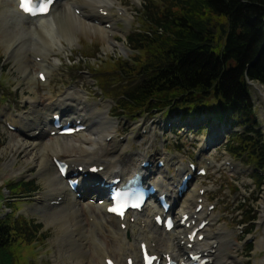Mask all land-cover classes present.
<instances>
[{
  "label": "rangeland",
  "instance_id": "1",
  "mask_svg": "<svg viewBox=\"0 0 264 264\" xmlns=\"http://www.w3.org/2000/svg\"><path fill=\"white\" fill-rule=\"evenodd\" d=\"M96 1L98 0H94L93 3H98ZM119 1L126 9L130 21L127 23L126 19L120 15L121 12L117 14V10L113 8L111 14L116 20L114 27L118 31L114 32L112 38L116 45L106 48L105 38L98 34H77V45L72 46L69 51L54 55L60 59L58 68L48 76V86L37 85L35 93H29L26 89L24 75L19 71L20 66L9 56V53L16 50L11 47L6 52L8 49L0 40V218L3 221L13 222L19 217V219L32 220L42 227L41 235L36 242L29 247L21 246V251L18 250L16 264L73 263L75 246L72 248L67 243L59 244L63 229L59 226L58 229L54 222H47L46 215L39 212L42 207L41 194H45L46 188L37 168L24 160L26 156L24 152H17L14 158L6 152L1 153L12 136H17L20 128L35 127L34 123H25L23 119L24 116H29L32 108L27 97L41 107L46 104L48 91L55 99L60 96V90L65 91L73 87L87 95L86 101L93 104L94 109L105 107L108 111V118L113 122L111 132L115 144L108 143L109 138L107 148L109 147L112 151L117 142L124 144L127 138L129 144L121 153L120 159L124 160L125 156L135 151L144 154L145 159L152 164L151 170L162 172L163 177L167 179L164 180L165 184H169L167 192L176 191L174 184L180 177L178 173L180 165H183L185 169L188 168V163H194L196 167H205L206 175L202 178L195 177L189 189L197 185L198 189L203 190V193H199L198 196L196 194L194 202L202 200L203 210L215 217L214 222L205 229L212 234L220 232L221 235L218 238L220 241H230V244L224 247L228 260L226 263L234 264L233 261L240 260L242 264H254L255 261L263 260L264 249H256V244L262 235L259 218L262 214L264 171L261 173L262 183L258 185L257 172L252 168L244 167L239 160L225 152L226 143L230 140L232 133L242 129L238 122L232 118L228 119L229 122L222 129L224 124L217 123L214 117L216 113L211 108L189 113L183 120L180 117L184 112L176 110L142 112L133 116L118 111L115 104L116 97L126 89L124 79L129 77L126 70L133 71L135 67L136 70L137 65L144 59L142 53L132 50L133 46L130 45L129 39L138 30L146 28L142 15L146 3L157 6L162 2L161 0H140L138 4H134L131 0ZM0 20L2 24H5L3 17H0ZM121 31L126 33V40L122 37ZM122 46L125 47L124 51ZM38 71L40 70L35 69L34 73ZM132 75H135V72ZM255 84L262 87L264 91L263 86ZM249 92L254 105L257 128L264 133V101L252 86H249ZM195 121L199 122L198 127ZM6 123L17 131L8 129ZM169 124L171 127H168ZM178 126L179 130L176 128ZM150 128H154L152 131L155 135L152 147L141 146L139 138L147 136ZM185 131L188 132L185 133ZM212 136H218V139L216 138L208 150L203 152L207 138ZM53 138L46 134L44 141ZM146 144H149V140ZM69 156L60 155L57 158L64 160ZM158 160L164 162V167L155 169V162ZM227 163L229 165H226ZM154 176L159 177L155 174ZM151 180L157 179L151 177ZM21 183H33L35 190L25 195L24 189L18 187ZM79 202L81 205L79 211L86 223V212H93V210L86 208L87 200H79ZM208 205L214 208L208 211ZM100 237L109 248L112 247L111 236L108 233L103 232ZM59 257L62 259L58 260ZM111 258L115 260L116 257Z\"/></svg>",
  "mask_w": 264,
  "mask_h": 264
},
{
  "label": "bare ground",
  "instance_id": "2",
  "mask_svg": "<svg viewBox=\"0 0 264 264\" xmlns=\"http://www.w3.org/2000/svg\"><path fill=\"white\" fill-rule=\"evenodd\" d=\"M131 1L138 4L140 0ZM93 2L94 0H60L53 5L48 15L29 18L19 11L16 0H0V17L4 18L3 23H5L2 24L0 20L2 28H0V40L8 49L6 52L11 47L16 50L9 53V56L20 66L19 71L24 75L26 89L29 93H35L39 84L48 86V76L56 71L60 62V59L54 55L69 51L72 46L77 45V34H98L105 38L106 48L116 45L112 37L118 30L114 27L116 20L113 19L111 13L115 8L116 13L121 12L120 15L128 23L130 19L126 9L119 0H98L96 4ZM77 10L78 14L75 13ZM106 24H109V27H106ZM120 33L126 40V33L123 31ZM122 49L124 51L125 47L122 46ZM35 69L40 71L34 73ZM42 72L46 75L44 82L37 78ZM250 86L264 101L262 87L255 83H250ZM47 93L46 104L41 107L27 97L32 108L29 116H24L23 119L25 123H34L35 127L20 128L17 136H12L1 153L6 152L14 158L17 152H24L26 154L24 160L37 168L46 188L45 194H41L42 207L39 212L46 215L47 222H54L57 228L59 226L63 229L59 244L67 243L72 248L75 246L76 253L75 256L72 254L74 259L70 264H105V261L113 256L116 257L115 264H126L127 259H132V264H139L141 243H145L161 259V264L165 263L166 258L178 263L184 262L185 255L189 253L200 254L207 258L206 264L228 263H226L228 260L224 247L230 244V241H220L218 239L220 232L212 234L204 228L196 234L192 241L187 238L201 220L207 221L209 226L215 220V217L206 210L195 211L197 203L194 199L198 192L197 185L192 186L181 198H175L176 194L170 192L172 195L169 198L175 203L173 214L178 221L183 215H187L189 218L186 223H190L188 229L179 224L170 232L155 227L153 218L158 214V207L152 201L145 206L142 212L127 216L124 221L106 214V202L89 204L92 202L90 199L101 196L103 191L105 192L103 188L95 186V182L130 178L133 173L141 171L140 164L145 156L135 151L121 160L120 155L129 144L127 138L124 144L117 142L112 151L109 147L107 148L108 138H110L108 143L115 144L111 132L113 122L108 118V111L105 107L94 109L95 106L86 101L87 95L83 91L76 87L65 91L60 90V96L55 99L49 91ZM58 112L66 117L65 122L81 120L86 129L66 137L54 135L52 140L44 141V136L46 134L50 136L49 133L53 131L49 118ZM32 114L33 117H31ZM198 124L199 122L195 121V125L198 126ZM153 129L148 130L147 136L139 138L141 146L152 147L151 144L155 139ZM217 137L214 136L211 142ZM148 140L149 144H146ZM60 155H70L62 161L69 164V174L77 173L76 177L80 179L76 192H72L66 185V179L69 177H66L64 181L51 162L53 158ZM94 165L102 167V170L96 173L87 172V169ZM77 167H82L83 172H79ZM180 167L178 169L180 172H188L183 165ZM83 173L87 174L86 178L82 176ZM153 173L144 170L146 177L152 176L157 179L160 190L167 191L169 184L164 183L167 179L163 177V173L156 171L155 175L159 177H155ZM76 193L80 194L81 198L87 196L86 208L93 210V212H86V223L79 211L81 205ZM261 209L262 214H259V221L262 235L257 240L256 249H264V193ZM193 221L195 223L191 225ZM121 225H124L123 229ZM103 232L111 236V248L100 237ZM199 236L203 238L199 240ZM233 263L242 264L240 260H235ZM256 263L264 264V259L255 261L254 264Z\"/></svg>",
  "mask_w": 264,
  "mask_h": 264
},
{
  "label": "trees",
  "instance_id": "3",
  "mask_svg": "<svg viewBox=\"0 0 264 264\" xmlns=\"http://www.w3.org/2000/svg\"><path fill=\"white\" fill-rule=\"evenodd\" d=\"M161 1L146 3V28L129 39L144 59L136 70H126V89L116 97L118 111L133 116L176 110L185 119L211 108L216 116L207 111L219 123L232 118L242 127L226 143L228 154L261 172L264 136L247 81L264 87V0ZM18 187L25 195L35 190L33 183ZM41 230L32 220L0 218V264H16L18 250L36 242Z\"/></svg>",
  "mask_w": 264,
  "mask_h": 264
},
{
  "label": "snow or ice",
  "instance_id": "4",
  "mask_svg": "<svg viewBox=\"0 0 264 264\" xmlns=\"http://www.w3.org/2000/svg\"><path fill=\"white\" fill-rule=\"evenodd\" d=\"M28 2L31 3V0H28ZM24 3H25V0H22V5H23ZM36 7H37V9H38L39 11H44V9L39 8L38 5H36Z\"/></svg>",
  "mask_w": 264,
  "mask_h": 264
},
{
  "label": "water",
  "instance_id": "5",
  "mask_svg": "<svg viewBox=\"0 0 264 264\" xmlns=\"http://www.w3.org/2000/svg\"><path fill=\"white\" fill-rule=\"evenodd\" d=\"M250 83H251L250 81L247 82L248 85H250Z\"/></svg>",
  "mask_w": 264,
  "mask_h": 264
}]
</instances>
